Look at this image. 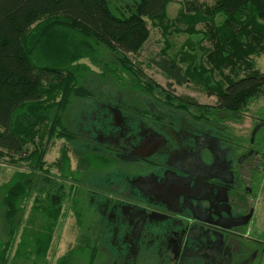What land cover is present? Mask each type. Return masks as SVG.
Returning <instances> with one entry per match:
<instances>
[{
    "label": "trees",
    "instance_id": "obj_1",
    "mask_svg": "<svg viewBox=\"0 0 264 264\" xmlns=\"http://www.w3.org/2000/svg\"><path fill=\"white\" fill-rule=\"evenodd\" d=\"M169 2L0 0V157L25 166L0 184V232L4 235L0 264L9 260L7 252L32 191L37 193L34 211L40 217V230L22 229L11 264L28 260L26 247L38 257L46 255L49 232L67 194L65 183L50 176L49 188L42 186L47 171H42L43 158L54 136L70 144L76 138L72 116L77 101L100 97L89 86V78L96 76L104 83L109 77L132 94L162 91L128 57L138 54L147 41L148 21L160 29L164 42L151 62L175 83L200 84L216 97L214 105H200L179 96L173 105L199 108L195 117L220 122L237 117L252 100L264 96V72L254 62L264 54V0H183L173 18L167 14ZM181 22L184 27L177 26ZM180 32L200 38L196 46L188 41L169 54L168 37ZM204 40L208 46H202ZM164 96L171 104L173 96L169 92ZM58 166L62 178L74 175L65 153ZM76 215L80 221L81 211ZM77 254L70 250L55 264H77L83 258L94 264L97 257L95 251Z\"/></svg>",
    "mask_w": 264,
    "mask_h": 264
},
{
    "label": "flooded vegetation",
    "instance_id": "obj_2",
    "mask_svg": "<svg viewBox=\"0 0 264 264\" xmlns=\"http://www.w3.org/2000/svg\"><path fill=\"white\" fill-rule=\"evenodd\" d=\"M120 89L83 112L73 140L72 210L104 264L259 262L264 241L251 232L262 194L252 184L264 176V124L244 140Z\"/></svg>",
    "mask_w": 264,
    "mask_h": 264
},
{
    "label": "rangeland",
    "instance_id": "obj_3",
    "mask_svg": "<svg viewBox=\"0 0 264 264\" xmlns=\"http://www.w3.org/2000/svg\"><path fill=\"white\" fill-rule=\"evenodd\" d=\"M122 2H128L129 0H121ZM183 0H170L167 6V14L168 17L173 18L177 15L180 10L181 2ZM207 3H212L213 0H198ZM177 26L184 27L185 24L183 22L177 23ZM201 27V25H198ZM203 27V25H202ZM149 28V37L147 41L144 43L140 52L136 55L129 54L128 57L133 61L135 65L140 67L145 76L151 78L154 82L158 83L161 86L162 91L155 90L151 95L143 93L141 96L144 100H148L155 104H163L165 99V93L169 92L170 96H173L171 105L176 104L175 97H188L196 100L200 105H214L216 102V97L214 95H208V92L203 88L200 84H195L193 82H188L183 85H179L169 79L163 72L151 62V59L157 56V53L164 47L163 37L161 35V31L158 27H154L148 21ZM190 38V39H189ZM200 38V35H191L190 37L186 33H174L168 37V41L171 44L169 49V54H174L179 48L184 45L186 42L190 41L195 45V41ZM202 46H208L207 41H203ZM192 45V44H191ZM188 50V49H187ZM199 53V52H198ZM255 67L264 72V54L255 57L254 59ZM184 66V64H183ZM92 68L96 72H100V70L96 67ZM89 86L92 89H95L98 95H109L116 98L122 90L119 86L109 77L106 79L104 83H100L99 79L96 76H92L89 78ZM95 100L81 99L78 100L75 108H74V124L73 131L77 132L76 129L79 122H81L83 112L91 111L95 108ZM189 112L193 114H198L200 112L199 108L189 107ZM181 114V112H178ZM85 114V113H84ZM186 115V113H185ZM188 116V115H186ZM76 117V118H75ZM88 120V119H87ZM257 121H261L264 124V96L259 97L258 99L252 100L246 110L242 111L237 115V117L233 119H224L220 122L224 124L227 128V131L234 136L243 138L247 140L254 124ZM262 124V125H263ZM87 125L83 126L85 129ZM80 128V127H79ZM264 130V126L262 128ZM78 144V145H77ZM81 149V144L76 143L73 144L66 141L64 138H60L54 136L52 140L49 141L47 150L44 154V162L43 170L47 168L44 176L45 179L42 182V186L46 189L49 188L50 184L47 182L49 176L52 179H55L58 182H64L66 186V194L67 197L64 200L60 214L58 216L56 225L54 229L49 232L51 236L50 244L48 246L45 257H38L34 254L31 247H26L28 260L23 262V259H19L16 264H55L57 259L67 253L70 250L78 252L77 256L83 252H89L91 254L92 251L96 252V259L94 264H104L105 260L102 259L100 254L101 247L99 249L95 239L87 235L85 233L84 228L80 226L77 222V217L75 216L72 210V194L70 191V183L71 178H62L60 175L59 166L57 165L62 162L63 153H65L69 158V168L72 170L78 162V154L77 150ZM80 161V159H79ZM19 163V165L10 164L9 161L5 157H0V184H4L7 182L12 175L17 171L23 169L25 166ZM26 170L27 164H26ZM42 174V173H40ZM99 174L89 179L90 181L98 182ZM257 182L256 184H252V188H254L255 192L257 188H260V192L262 194L261 202L258 205L257 215H256V223L252 228V235L258 237V239L264 241V176L256 175ZM37 193L32 191L30 196L25 200L24 205V217L19 225L18 231L16 233L15 238L13 239L11 246L7 252L8 262L7 264H11L12 257L15 254L17 243L20 238V233L24 227L30 231H39L40 225V217L38 216V212L34 211V205L36 200ZM45 194H42L41 199L44 198ZM0 230H1V222H0ZM4 235L0 232V240H2ZM29 237V235H28ZM104 254V252H103ZM105 258V255L103 256ZM37 260V262H36ZM87 259H79L77 264H87ZM254 264H264V255L259 257V262Z\"/></svg>",
    "mask_w": 264,
    "mask_h": 264
},
{
    "label": "water",
    "instance_id": "obj_4",
    "mask_svg": "<svg viewBox=\"0 0 264 264\" xmlns=\"http://www.w3.org/2000/svg\"><path fill=\"white\" fill-rule=\"evenodd\" d=\"M256 128L253 130L252 134L255 132Z\"/></svg>",
    "mask_w": 264,
    "mask_h": 264
}]
</instances>
